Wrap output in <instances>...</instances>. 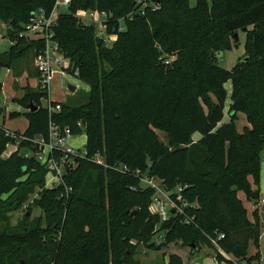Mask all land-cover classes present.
Masks as SVG:
<instances>
[{
  "label": "trees",
  "instance_id": "16d2710c",
  "mask_svg": "<svg viewBox=\"0 0 264 264\" xmlns=\"http://www.w3.org/2000/svg\"><path fill=\"white\" fill-rule=\"evenodd\" d=\"M55 1L0 0V22L12 44L7 68L15 70L13 62L28 51L35 59L44 49L43 41L20 34L34 12L49 15ZM151 1L71 0L58 14L54 40L70 61V74L89 86L83 104H59L58 112H49L41 103L47 91L24 88L12 102L27 110L28 124L13 137L3 121L21 114H6L0 105V264H132L138 246L160 251L172 243L204 245L217 263L256 259L247 249L258 244V216L253 211L249 220L236 194L250 197L264 155V0H195L193 7L188 0H160L154 8ZM80 11L107 16L106 34L116 36L110 47L95 26L77 19ZM242 29L246 61L224 70L217 58ZM237 114L247 124L240 133ZM50 124L84 134L86 143L85 156L75 157L59 184L48 188L49 171L35 159L41 149L34 141H48ZM156 131L165 133L167 145ZM8 145L17 148L3 157ZM62 156L51 153L55 160ZM143 177L155 178L167 192L179 188L182 212L163 222L152 214L154 191L141 188ZM34 194L38 198L12 226L11 213ZM32 207L41 209L44 228L40 219L30 221ZM168 264L181 260L171 254Z\"/></svg>",
  "mask_w": 264,
  "mask_h": 264
},
{
  "label": "rangeland",
  "instance_id": "374dc122",
  "mask_svg": "<svg viewBox=\"0 0 264 264\" xmlns=\"http://www.w3.org/2000/svg\"><path fill=\"white\" fill-rule=\"evenodd\" d=\"M195 4V0H188L189 7H193ZM151 7H157V3H154V0H152ZM122 23H120V26ZM246 31V30H245ZM244 31V32H245ZM102 34V36H107L105 29L101 31V29L96 25L95 26V33L96 36L99 34ZM244 32L237 31L233 35L236 36V38L233 41L229 37L228 41L229 44H232L231 47L226 51H221L220 55L217 58V65L221 67L224 70H231L233 66L241 59L246 58L247 56L244 55L243 50V44H244ZM6 35V33H5ZM1 40V39H0ZM214 53H216L214 51ZM11 63V61H10ZM34 63L35 59L33 58V50L28 51L24 55H22L21 58L15 60L13 62V66L15 70L12 67L4 68L0 70V83H2V89L0 92V105L5 108V106H9L14 99H20L23 94L24 88H29L30 90L35 91L36 90V77H34ZM7 70V73H6ZM72 85L76 87V91L74 94H71L67 86ZM87 91H85V89ZM223 89L226 93L225 98V109H224V117L222 123L227 122L226 117V110L228 109V101H229V95H230V85L229 83H225L223 85ZM89 91V86L85 83L79 82L75 77L71 75H60V74H54L51 82V86L48 92V100H42V105L47 106V103L49 101L69 105L70 107H75L78 105H81L85 102V95ZM17 105L16 103H14ZM20 107V106H18ZM23 108V107H21ZM22 113V112H21ZM20 113V114H21ZM25 116L22 113L18 118L15 119H7V126L9 128H17L21 131L24 127L25 122ZM1 124V119H0ZM78 126H81L82 124L78 123ZM247 124L245 122L244 116L241 114L236 115V121H235V130L237 133H240L243 128H246ZM156 135L158 137V140L164 144L167 145L168 141L166 138L165 133L156 131ZM191 139L193 141H196L198 139V135L194 134ZM72 142V144H70ZM85 145V135L79 134L76 136H73L71 140L68 142V146L82 150ZM14 148L11 146L7 147L6 152L12 151ZM5 153L3 157H5ZM27 177H24L22 179L25 180ZM144 181L140 183L141 188H148V184L145 182V180H151V182L154 185H158V182L155 178L151 177H143ZM56 180L53 179L51 174H48L46 177V187H51ZM264 155L261 156L260 164H259V184L258 185H250V193L256 192L257 198L252 200L249 196L245 197L243 193H239L241 197V203L243 204L244 209H246V215L248 219H251V213L253 211H256L258 220H259V239L258 244L256 248L252 246L251 244L248 246L247 249V256L252 257L256 256L255 260L250 261L249 264H264ZM37 192V190H36ZM37 197V194H34L30 196L29 201L25 204L24 207L20 208L19 210L11 213L10 217V224L12 226H15L19 221L23 219V217L26 215V210L31 201ZM6 199V197H4ZM30 221H33L35 219H40V225L42 228L45 226V222L42 219L43 214L40 208L32 207L31 211L28 212ZM156 240V241H155ZM162 241L161 235H157L154 239V242L156 244H159ZM201 249L209 250L210 256H214V250L204 246L199 245ZM182 248L183 251L186 253L187 256L191 255V249L188 247H183L180 245V243H172L168 245L165 248H162L160 251H151L147 250L143 246H138L133 257H132V264H163L162 258L165 254L169 253V250H176Z\"/></svg>",
  "mask_w": 264,
  "mask_h": 264
},
{
  "label": "built area",
  "instance_id": "2783aa9c",
  "mask_svg": "<svg viewBox=\"0 0 264 264\" xmlns=\"http://www.w3.org/2000/svg\"><path fill=\"white\" fill-rule=\"evenodd\" d=\"M136 3H142V0H135ZM71 0H56L54 7L49 15H46L43 11L39 10L34 12L28 22L23 26V32L20 37L27 38L28 40L43 41L44 49L35 58V70L37 73V83L41 90L49 92L52 78L54 74L60 75H71L70 74V61L64 57L63 54L59 52L58 43L54 40L53 28L56 24L57 16L60 12H64L68 9ZM152 2V1H151ZM150 2V4H151ZM154 8V7H153ZM77 19L85 25L98 26L101 31L102 29L106 31L107 16L96 11L87 12H77ZM122 27L119 28V31ZM97 38L102 39L105 46L110 47L116 40L115 35L102 36L101 32ZM77 75V71L74 72ZM73 76V75H71ZM74 77V76H73ZM49 112H58L60 110V105L57 103L55 107H51L50 103L47 105ZM5 134L11 137L14 134L11 131L5 129ZM71 131L69 128H64L60 130L57 126L50 124L49 126V137L47 142H43L40 139H36L34 142L37 144L39 151L35 155V159L41 164L46 166L49 174L52 175L53 179L56 180L51 186H56L59 184L61 176L64 173L65 167L67 165L73 164V159L77 156L84 157L85 151L74 149L68 146L69 140L72 138ZM20 139V138H19ZM16 150L17 145H8ZM7 146V147H8ZM53 150L61 151L64 156L55 160L51 158V153ZM12 151L5 152L8 156ZM28 155H25L27 157ZM144 179H141L143 182ZM154 191L151 199L150 212L156 214L160 221H166L170 218L171 211L173 214H180L182 209L185 207V203L181 200L179 196V188H175L171 192L165 191L160 184L154 185L151 180H145ZM222 238L221 235H217L216 239ZM210 244L216 249L217 253L226 260H231L227 255H225L221 250L218 249L215 244V240H210ZM233 264H237L233 261Z\"/></svg>",
  "mask_w": 264,
  "mask_h": 264
},
{
  "label": "crops",
  "instance_id": "0c3cea01",
  "mask_svg": "<svg viewBox=\"0 0 264 264\" xmlns=\"http://www.w3.org/2000/svg\"><path fill=\"white\" fill-rule=\"evenodd\" d=\"M8 29V26L2 22H0V56L2 55H5L8 53L9 51V48L11 47V43L9 42V40L5 37V33ZM35 64V63H34ZM4 68H7V67H2L1 69H4ZM0 69V70H1ZM34 71H35V66H34ZM36 72V71H35ZM6 73H7V70H6ZM2 84V83H1ZM36 88H38V83H37V78H36ZM85 89V88H84ZM85 91H87L85 89ZM23 95V94H22ZM22 97V96H21ZM49 103H56V102H52V101H49L47 103V105ZM60 104V103H59ZM43 106V105H42ZM43 107H47V106H43ZM10 112H17V113H23L24 115L27 113V110L24 109V108H21V107H18V105H15L14 103H11L9 106H5V113L8 114ZM21 113V114H22ZM25 119V124H24V127L23 129L18 130L17 128H9L6 124H7V119H5L3 121V128L6 129V130H9L11 132H19V133H23L26 128H27V119ZM2 123V121H1ZM85 143H86V138H85ZM72 144V142L70 143ZM158 184H159V181L157 180ZM248 182L251 184V178H248ZM239 193L241 192H238L236 194V197L241 201V197L243 196H240ZM243 205V204H242ZM246 211V209H245ZM247 212V211H246ZM250 220V219H249ZM159 236V235H158ZM155 239V238H154ZM156 241V240H155ZM189 248V247H188ZM171 254H174L176 256H178L181 260V264H225V263H217L212 256H210L209 254V250H203L199 247V249H197L194 253L191 252V255L187 256L186 253L183 251L182 248H179V249H176V250H169V253L165 254L162 258V263L163 264H168V255H171ZM229 257V256H228ZM230 258V257H229Z\"/></svg>",
  "mask_w": 264,
  "mask_h": 264
},
{
  "label": "water",
  "instance_id": "95a60500",
  "mask_svg": "<svg viewBox=\"0 0 264 264\" xmlns=\"http://www.w3.org/2000/svg\"><path fill=\"white\" fill-rule=\"evenodd\" d=\"M160 0H154V3H159ZM245 29H242L241 32H244ZM233 38L235 39L236 36L233 35ZM10 61H11V55L9 53L5 54V55H2L0 56V65L3 66V67H8L9 64H10ZM243 61H246V59H243ZM67 89L68 91L71 93V94H74L75 91H76V87L75 86H72V85H68L67 86ZM29 109L30 111H34L36 109V107L32 106V105H29ZM85 128V123L82 122V129L84 130ZM257 198V193L256 192H252L250 194V199L254 200ZM264 206V204H263ZM171 214H173V211H171ZM29 215V214H27ZM189 248L191 249V252L194 253L197 249L194 245H190Z\"/></svg>",
  "mask_w": 264,
  "mask_h": 264
}]
</instances>
